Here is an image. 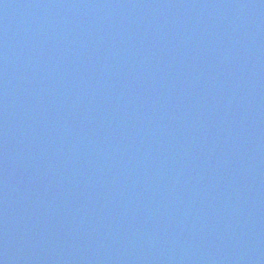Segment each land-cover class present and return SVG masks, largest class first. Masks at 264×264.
Instances as JSON below:
<instances>
[{"label":"water","instance_id":"95a60500","mask_svg":"<svg viewBox=\"0 0 264 264\" xmlns=\"http://www.w3.org/2000/svg\"><path fill=\"white\" fill-rule=\"evenodd\" d=\"M171 2L177 0H0V45L3 46H0V195L5 194L12 198L17 195L20 201V198L27 194L24 190H16L20 184L35 181L36 184L42 185L33 193L36 197H31V208L35 209L31 213L34 216L53 217L59 229L63 231V242L67 245L65 255L69 260L73 259L75 246L69 243L73 232L67 226L68 216L71 214L80 220L77 224L83 228V233L88 230L89 233H95L99 229H95L97 225L94 228L92 219H98L101 209L97 207V193H73L71 187L63 185L72 177L77 176L78 179L83 175H79L74 159L85 155L87 150L94 147L101 148L106 155L107 146L113 144L110 134L118 140L112 150L115 167L126 164L120 162L122 154L117 146L126 139L123 129L129 120L134 119L141 126L142 116L147 112L145 109L153 108L151 102L160 100L156 86L150 88L145 85L143 76L137 78L144 64H155L154 58L148 60L149 54L155 51L154 47L159 43L166 45L165 43L177 35H182V40L185 41L199 38L206 34L202 25L216 27L214 22H217L228 27H220L218 33L208 34L206 39L215 40L218 45L208 49L205 55L202 56V53L198 52L181 61L177 71L178 80L181 81L186 94L190 89L191 97H205L210 89L213 94H217L220 80H236L243 73L244 67H248L240 56L248 45L259 43L256 47L258 51L251 55V65L248 73L246 72L244 85L240 88L243 90L256 74L259 60L264 57V0H218L212 7L218 10L207 13H204L206 0H182L176 5H168ZM226 2H230L231 10H225ZM246 15L250 25L240 37H236L235 32L244 26L242 19ZM237 18L238 22H235ZM224 30L229 32L228 36H222ZM3 31L12 33L8 47H5L2 41L8 40L2 35ZM172 32L175 33L166 37ZM177 42L181 44L183 41L178 39ZM231 48L237 53L236 60L234 57H227ZM194 57L210 63L190 62ZM212 64L217 68L210 71ZM261 78H264V74ZM159 81L150 80L148 83L157 84ZM111 93L114 94L112 98ZM92 94L96 96L92 97ZM224 94L223 100L230 96L225 90ZM181 95L184 96L185 93ZM214 100V105L221 104L218 108H222L221 97ZM127 106H131L128 112L125 109ZM218 108L211 112L210 109L206 110L209 112H205L208 114L206 118L195 116L192 130H198L199 125L209 127L210 117ZM233 108V104L229 105L224 112L229 113ZM232 116L230 127L231 132H234L242 127L243 122L240 120V111ZM219 119L223 117L220 116ZM224 124L222 122L221 126ZM119 127L121 129L114 134L115 128ZM188 127L174 131L165 128L161 135L163 143H168L175 138L176 132L186 131ZM202 133L205 135L203 131ZM129 142H132L129 145L131 148L137 144L136 139ZM175 143L180 145L177 140ZM228 143L224 155L234 158L238 150L245 146V136L238 140H229ZM169 146L173 148L172 145ZM93 153L96 155L99 152ZM162 154L171 157L168 153ZM144 157L150 159L152 152L143 155ZM218 159V156L215 157L213 163H217ZM96 161L98 158L91 156L83 163H94V168L104 166L101 170L103 177L108 170L106 157L104 162ZM133 165L128 163L129 167ZM137 166L141 170L146 165L141 161ZM181 169L175 170V173L178 174ZM237 170L233 168L232 172L236 173ZM87 171L89 170L82 173ZM225 172L227 174L226 170ZM157 174L158 172L154 171L153 175L147 178L153 190L159 184ZM185 175L188 178L178 190L197 198L190 215L185 210L180 213L182 222L211 206L209 191L224 177H209L196 164L194 169L186 171ZM177 184V179L174 178L172 188ZM42 187L45 190H39ZM56 187H63L62 194L67 196H82L83 199H77V202L83 203L80 205L87 210L74 207L66 210L60 206L62 194ZM234 188L235 182L230 192L234 191ZM45 192L50 210L44 206L38 207L40 196ZM54 192L59 193V201ZM167 192L168 190L165 194L153 192L149 195L150 200L147 203L154 204L160 199H165ZM200 200H204V203L199 204ZM231 202L234 203L235 200ZM139 206L141 202L138 201L133 209L126 211L125 220L140 234L146 209ZM157 212L162 213L147 218L155 224L143 239L141 247L148 242L152 245L153 238L160 233H168L160 225L180 227L174 218H169L171 210L162 207ZM3 214L0 213L1 219ZM124 215L123 212L116 216L111 228L107 230L111 234L106 236L112 239L123 231L125 224L121 219ZM128 230L129 228L124 229ZM243 234L248 236L246 230ZM34 238L36 253L49 252L52 257L62 254L58 252L61 239L55 240L50 234H43L41 228L35 231ZM252 242L260 250L261 254L257 257L261 264H264V237L253 238ZM54 247L56 252L53 253ZM32 260L33 264H47L45 259L37 260L33 257ZM91 260L92 258L88 257L86 263ZM71 263L69 261L66 264Z\"/></svg>","mask_w":264,"mask_h":264}]
</instances>
